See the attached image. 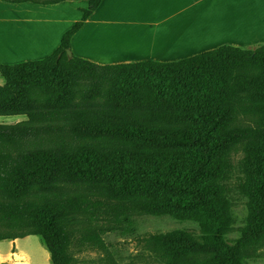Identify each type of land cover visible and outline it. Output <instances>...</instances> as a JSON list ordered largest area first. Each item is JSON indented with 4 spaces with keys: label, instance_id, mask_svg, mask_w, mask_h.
Returning a JSON list of instances; mask_svg holds the SVG:
<instances>
[{
    "label": "trees",
    "instance_id": "16d2710c",
    "mask_svg": "<svg viewBox=\"0 0 264 264\" xmlns=\"http://www.w3.org/2000/svg\"><path fill=\"white\" fill-rule=\"evenodd\" d=\"M64 1L80 0H0ZM86 1L48 57L0 64V116L26 117L0 124V242L37 236L50 264L85 250L117 264L106 235L168 216L199 234L139 235L153 264H244L264 246V42L98 65L67 54L102 3ZM235 195L245 224L228 241Z\"/></svg>",
    "mask_w": 264,
    "mask_h": 264
},
{
    "label": "rangeland",
    "instance_id": "374dc122",
    "mask_svg": "<svg viewBox=\"0 0 264 264\" xmlns=\"http://www.w3.org/2000/svg\"><path fill=\"white\" fill-rule=\"evenodd\" d=\"M118 1L106 2L100 14L103 17L113 16L134 24L127 28L121 27L119 32L112 31L113 36L110 38L115 40L120 36L127 37V34L142 35L144 39L142 38L141 42L135 40V36L133 40L130 39L135 50L150 48L151 40L164 34L166 36L176 34L174 29L181 30V34L184 35L180 37L181 40L197 37L205 41L207 46H211L209 50L221 45L253 47L264 42V0H120L119 3ZM105 32L108 34L111 31L98 30L92 26L86 31L85 38L91 37L89 40L93 38L95 41V36L99 35L96 40V43H99L105 37ZM134 49L129 52H133ZM25 120V116H0L2 125H12ZM237 175V172H234L231 183ZM234 197H232L233 231L227 236L228 241L238 238V229L244 226L246 217L245 200L236 195ZM133 219L134 232L131 234H108L104 237L117 264H153L149 254L137 243L136 238L139 235L162 234L174 230H188L199 234L195 223L177 221L168 216L142 215ZM0 245L6 248L9 246L8 241H2ZM15 246L17 253L24 255L26 259L17 260L13 255L1 263L50 264L48 253L37 236L17 239ZM0 254L5 255V252ZM74 256L78 264H107L103 260V255L97 251L85 250ZM244 264H264V246L255 251L252 258L246 259Z\"/></svg>",
    "mask_w": 264,
    "mask_h": 264
},
{
    "label": "crops",
    "instance_id": "0c3cea01",
    "mask_svg": "<svg viewBox=\"0 0 264 264\" xmlns=\"http://www.w3.org/2000/svg\"><path fill=\"white\" fill-rule=\"evenodd\" d=\"M108 1L102 0L100 7L72 37L71 54L98 65L142 61L165 63L189 58L208 51L211 47L197 37L181 40L180 37L184 36L181 30L174 29L176 34H167V36L164 34L159 38L157 36L150 41V48L135 50L130 42V39L135 36L133 34H127V37L120 36L115 40L110 38L113 36L112 31L119 32L121 27L127 28L134 24L113 16L103 17L100 11ZM86 7V0L64 1L56 5L0 2V64H16L48 57L59 46L62 35L80 20V10ZM92 26L98 30L108 29L111 32L108 34L105 32L101 42L96 43L99 35L95 36V41L93 38L89 40L91 37L85 38L86 31ZM139 36H135L134 39L141 42L143 36ZM164 43L166 45H163ZM132 49L135 51L130 53ZM3 84L4 80L0 77V86ZM16 241H8V248L0 245V253L5 252V255L0 254V263L13 255L17 260L26 259L24 255L17 253Z\"/></svg>",
    "mask_w": 264,
    "mask_h": 264
},
{
    "label": "water",
    "instance_id": "95a60500",
    "mask_svg": "<svg viewBox=\"0 0 264 264\" xmlns=\"http://www.w3.org/2000/svg\"><path fill=\"white\" fill-rule=\"evenodd\" d=\"M67 54H68V56H70V55H71V52H70V50H68V51H67Z\"/></svg>",
    "mask_w": 264,
    "mask_h": 264
}]
</instances>
